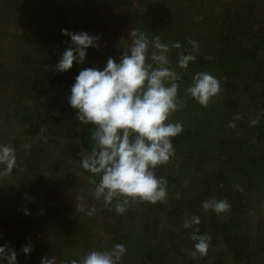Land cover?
<instances>
[{
    "label": "rangeland",
    "instance_id": "obj_1",
    "mask_svg": "<svg viewBox=\"0 0 264 264\" xmlns=\"http://www.w3.org/2000/svg\"><path fill=\"white\" fill-rule=\"evenodd\" d=\"M132 16L133 22L127 21ZM64 28L102 39L99 50H88L84 65L74 62L72 69L59 73L54 66L69 40L61 33ZM132 29L150 40L159 36L170 46L169 63L178 73L183 100V108L170 119L182 121L183 132L172 139L175 156L156 169L164 179L178 178L167 184V199L155 204L137 200L117 214L92 195L91 174L81 167L87 154L80 138L84 124L68 96L82 67L103 68L108 57L118 58L131 45ZM229 30L248 45H264V0H0V143L16 149L18 164L10 174H0V245L8 243L19 253L31 242L33 252L20 253L19 264H40L44 255L55 256L58 264L78 260L116 243L127 248L120 264H235L215 255L227 248L218 237L210 254H190L191 234L198 230L205 235L202 222L184 228L188 214L190 218L197 210L187 203L194 196L201 202H236L231 212L232 206H245L229 220L233 231L250 239V264H264V144L241 124L264 114L257 99L264 87V57L259 72L256 65L247 66L243 80L220 82L222 91L207 107L184 91L194 73L214 75L211 44L222 46ZM190 40L199 43L197 58L180 69L179 53L192 51ZM176 42L180 49L171 47ZM227 98L232 101L224 104ZM71 142L80 146L73 155ZM221 167L227 184L217 185ZM81 200L83 210L76 207ZM93 206L96 212L88 216ZM24 207L29 215L23 214ZM218 216L226 218L224 212ZM150 235L157 239L149 240ZM150 243L160 250H150Z\"/></svg>",
    "mask_w": 264,
    "mask_h": 264
},
{
    "label": "clouds",
    "instance_id": "obj_2",
    "mask_svg": "<svg viewBox=\"0 0 264 264\" xmlns=\"http://www.w3.org/2000/svg\"><path fill=\"white\" fill-rule=\"evenodd\" d=\"M69 38L68 46L55 64L59 73L73 68L74 62L84 65L90 48L101 47L102 37L87 31L61 29ZM128 36L131 45L123 47L118 58L108 57L103 68L82 67L75 76L68 96V104L76 110V118L84 125H92L91 150L82 158L81 167L91 175L89 184L96 200H103L109 209L123 214L130 203L137 200L150 203L167 199V181L156 174L158 166L167 164L175 156L172 139L183 132L182 121L173 122L170 117L183 108L179 98L178 73L170 66V46L162 43L159 36L151 40L143 31L132 29ZM192 51L179 53L177 67L188 69L197 58L199 43L190 40ZM151 47V51H150ZM172 48L180 49L179 42ZM184 91L201 106L222 91L220 80L207 71L194 73L192 82ZM258 120L251 121L255 126ZM30 145H25L30 149ZM17 164L16 149L0 143V174H10ZM97 177L99 178L97 180ZM27 198V194L26 197ZM83 210V201L76 205ZM205 211L217 214L227 212L231 205L227 200H205ZM29 215L27 207L22 208ZM93 206L87 211L94 215ZM200 223L199 216L186 218L184 228L190 229ZM194 241L193 257L206 256L211 237L191 234ZM34 245L29 242L19 249L8 243L0 245V264H19L18 255H30ZM127 252L122 243L110 249L92 250L77 259H63L59 264H120ZM40 264H58L55 256H42Z\"/></svg>",
    "mask_w": 264,
    "mask_h": 264
},
{
    "label": "trees",
    "instance_id": "obj_3",
    "mask_svg": "<svg viewBox=\"0 0 264 264\" xmlns=\"http://www.w3.org/2000/svg\"><path fill=\"white\" fill-rule=\"evenodd\" d=\"M112 6L115 11L119 10V6H115V5H112ZM95 10L96 8H93L90 10V12H94ZM133 17L134 16H132L129 19L127 18V21L133 22ZM125 25L127 24H124L123 31L125 30ZM234 33L236 32L235 31L231 32V30H229V32L226 34V37H225L226 38L225 43L219 48L218 46L214 47L215 46L214 41H212V44H211L213 48L209 52V54L211 55V62L209 63L210 68L211 70L215 69L214 75L215 77H218L221 83H224V81L235 82V81L243 80L244 78L243 72L246 70L247 66L256 65L258 72L261 70L260 68L262 67V58L264 57V45L260 47H259V44L257 45L255 44L253 46L248 45L240 41V39H237V36ZM121 35L122 34H119L120 37ZM244 86H246L245 82H244ZM252 97L256 98V95H253ZM229 99L230 98L224 99L223 103L229 104V102L232 101ZM257 99L264 107V87L260 91V93H258ZM229 117L230 116L228 114V116L225 117V121L229 119ZM191 119L193 120V117ZM253 120H258V123L255 126L251 124V121ZM189 121L190 120H188V122ZM251 121L249 120V122H246V123L242 122L241 124L246 125V128L249 131V134L256 137V139L263 141V144H264V114H260L259 117H253ZM214 122L215 120L213 119L210 123V126ZM92 131H94V127L89 124V125H84V128L82 132L80 133V138H81V143H82L81 145L87 153L91 150ZM232 132L237 133V131H234V130H232ZM240 132H241L240 134H245L242 131ZM79 149H80V146L75 144L74 142H71V144L69 145V150L72 155L75 154ZM247 160L250 161L252 160V158H245V161ZM223 168L224 167H221L219 169V175H220L219 180H218V177L215 180L217 185L221 183L222 181H223V184H227L225 180L226 178H223V175H224V173L222 172ZM157 175L163 177L161 173H157ZM165 180L167 181V184L172 186L173 183L178 181V178L175 175H168L167 178H165ZM201 201L202 200H200L199 197L194 196V197L188 198L187 203L190 204L191 207H197V210L192 211L191 217L199 216L200 223L202 222L203 225L205 226L204 227L205 235H208L212 239H214L210 241L209 250H211L212 246L216 243V240H215L216 237H218L217 239L222 238L227 248L215 254L217 255L218 258L222 259V261L224 259L228 261H233V263L235 264H250L251 256H252L251 251H250V239L248 238L247 235L243 233H238V232L233 231L232 226H231V221L229 220L230 218L231 220H234L233 217L235 216L234 215L231 216V214L232 213H242L243 208H245V206H242L240 204H237L235 207L232 206V208L234 209L233 212H231V208L227 212H224L226 218L223 219V218H220L218 214H216L215 212L211 210L205 211L202 205H200L202 203ZM232 202L233 201H231L229 204L232 205L236 203V202H233V203ZM189 215L190 213L188 214V218H189ZM150 236L151 237L149 238V240L157 239L156 235H150ZM211 244L213 245L211 246ZM148 247H151L150 250L152 251L160 250V247L158 246L157 243H156V246L150 243ZM170 250L172 249L170 248ZM209 250L207 254H210ZM170 260H172V258H170ZM196 261L199 262L198 260ZM191 263H196V262H191Z\"/></svg>",
    "mask_w": 264,
    "mask_h": 264
}]
</instances>
